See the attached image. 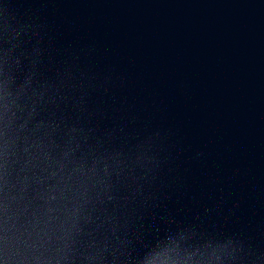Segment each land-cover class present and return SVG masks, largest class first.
<instances>
[{
	"label": "water",
	"instance_id": "obj_1",
	"mask_svg": "<svg viewBox=\"0 0 264 264\" xmlns=\"http://www.w3.org/2000/svg\"><path fill=\"white\" fill-rule=\"evenodd\" d=\"M0 264H264V0H0Z\"/></svg>",
	"mask_w": 264,
	"mask_h": 264
}]
</instances>
